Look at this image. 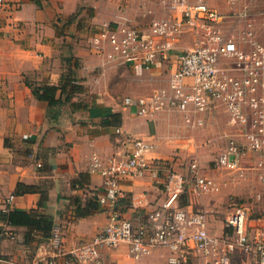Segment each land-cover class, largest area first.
I'll use <instances>...</instances> for the list:
<instances>
[{
	"label": "crops",
	"instance_id": "0c3cea01",
	"mask_svg": "<svg viewBox=\"0 0 264 264\" xmlns=\"http://www.w3.org/2000/svg\"><path fill=\"white\" fill-rule=\"evenodd\" d=\"M209 3L223 12L230 11L225 0ZM175 13L166 0H4L0 7V211H35L53 221V230L48 239L39 234L27 242L26 226H8L0 220L4 230L0 264H49L48 257L56 252L55 236L69 249L97 235L109 221L107 207L99 204L97 212L77 217L74 201L86 204L95 196L98 200L103 178L89 172L90 157L94 153L104 160L112 155L123 157L131 148L128 139H142L150 145V161L159 160L179 171L184 172L188 163L197 160L200 172L220 183L218 194L205 195L189 181L180 199L182 207L207 212L211 230L216 213H228V194L239 199L252 195V209L264 211V185L254 167L255 161L264 157L251 154L246 158L242 175L228 176L215 167L217 156L227 145L225 134L231 130L223 104L201 115L203 127L190 126L185 114L174 108L138 114L137 109L124 105V99L147 97L166 88L168 63L135 70L95 54L86 45L91 34L105 23L131 24L145 31L153 19ZM193 44V36L185 34L178 52ZM77 61L79 67L74 69ZM71 68L83 88L72 101L88 107L72 111L66 104L59 117L52 118L48 101L39 99L33 89L59 85ZM57 97L64 101L66 93L59 90ZM98 106L120 114V125L106 124V116L96 113ZM165 177L162 173L159 179L149 174L123 179V196L116 209L136 226L148 225L149 214L166 200ZM19 184L33 187V191L21 194ZM257 194L262 200L255 198ZM224 231L223 221L221 235ZM102 252L108 264H135L128 257L127 246ZM169 252L157 247L139 264H168ZM189 260V264H208L197 254L190 255ZM52 261L67 264L62 256ZM249 263L250 257L245 261ZM236 264L244 262L238 260Z\"/></svg>",
	"mask_w": 264,
	"mask_h": 264
},
{
	"label": "built area",
	"instance_id": "2783aa9c",
	"mask_svg": "<svg viewBox=\"0 0 264 264\" xmlns=\"http://www.w3.org/2000/svg\"><path fill=\"white\" fill-rule=\"evenodd\" d=\"M174 10L172 17L153 19L147 30L131 24L105 23L91 34L92 52L110 61L150 69L168 63L169 85L147 97H126L124 105L150 114L174 108L185 114L190 126L203 127L201 117L223 104L235 132L219 153L215 167L242 175V164L251 154L264 157V39L256 28V11L252 3L264 0H225L228 12L211 6L209 0H166ZM4 0H0V7ZM254 13H253V11ZM185 34L194 44L178 52ZM27 137V136H25ZM131 148L123 157L112 155L106 160L94 153L89 172L103 178L100 205L110 212L107 225L88 241L66 249L54 237V256L67 264H108L102 250L127 246L128 257L139 264L157 248H168V264H189L190 255L204 257L208 264H236L239 254L249 256L255 264H264V211L250 215V207L236 195L228 198L224 233L216 235L209 225L208 213L180 205L189 181L205 195L221 191L220 183L200 172L193 160L179 171L159 160L147 158L150 145L142 139H128ZM264 185V159L254 164ZM163 181L166 200L149 214L148 225L136 226L124 212L116 209L123 196L122 181L149 174ZM262 200V195L255 196ZM13 200V196L10 197ZM5 234V233H4ZM31 264H38L37 261Z\"/></svg>",
	"mask_w": 264,
	"mask_h": 264
},
{
	"label": "trees",
	"instance_id": "16d2710c",
	"mask_svg": "<svg viewBox=\"0 0 264 264\" xmlns=\"http://www.w3.org/2000/svg\"><path fill=\"white\" fill-rule=\"evenodd\" d=\"M78 67L79 62H74V69ZM74 69L71 68L68 73L62 77L59 85H42L33 89V92L39 99L48 101V115L52 118H58L61 108L66 104H70V108L72 109V111L86 109L88 107L87 104H84L81 101H72V97L74 95L83 91L82 86L76 81L77 78L74 76ZM59 90L61 91V94L66 93V99L64 101L57 97V93ZM98 107L99 111L96 113L106 116V124L120 125V114L113 113L110 109L103 106ZM74 186H79V182L75 183ZM18 187L21 194L33 191V187H29L24 184H19ZM74 208L77 217H84L97 212L99 210V202L97 200V196L91 197L86 202V204H83L81 201L76 199L74 201ZM0 220L6 222L8 226H26L28 228V231L26 232L27 242L35 240L36 236H38L39 234H41L43 239H48L52 236L53 221L43 215L38 214L35 211L26 212L20 209L9 210L6 212L0 211ZM3 232L4 230L0 229V236L3 235Z\"/></svg>",
	"mask_w": 264,
	"mask_h": 264
},
{
	"label": "rangeland",
	"instance_id": "374dc122",
	"mask_svg": "<svg viewBox=\"0 0 264 264\" xmlns=\"http://www.w3.org/2000/svg\"><path fill=\"white\" fill-rule=\"evenodd\" d=\"M222 1V0H221ZM250 0H248L249 2ZM218 8V7H217ZM255 9L256 11V16H255V22H256V28H258V32L262 33L263 37H262V40L264 39V7H263V4L260 3V2H256V3H252V9ZM253 11V10H252ZM223 12V11H222ZM254 13V11H253ZM86 45H88V41H86ZM235 132V127L231 126V130L230 132H228V134H225L226 135V139L225 140H228L230 138L231 135H233V133ZM227 133V132H226ZM224 147V145H223ZM223 147H221L219 149V152L223 149ZM218 151V150H217ZM213 153H217V152H213ZM222 173H225L227 174L228 176L230 175H234L233 173L231 172H228V171H225V170H220ZM220 172L218 171L217 175L219 176ZM230 196V194H228ZM232 195V194H231ZM236 195V194H235ZM237 197V196H236ZM239 199V198H238ZM253 199L254 197L249 196L248 199H239L242 203L246 204L248 207H250V215H257L260 211L256 210L255 209H252V203H253ZM225 208L226 210L228 209V206L227 204L225 205ZM263 211V210H262ZM216 213V212H215ZM264 213V212H263ZM217 216H215V218H212L213 221V227H212V231L214 234L216 235H221L222 231H223V221L225 219V216H226V213L225 212H218L216 213ZM238 260L244 262L245 264V261L247 259H249V256L245 255V254H239L238 255ZM241 258V259H240ZM235 259V258H234ZM237 260V261H238ZM236 261V262H237ZM235 262V263H236ZM249 264H255L254 261H252V259L250 258V263Z\"/></svg>",
	"mask_w": 264,
	"mask_h": 264
}]
</instances>
